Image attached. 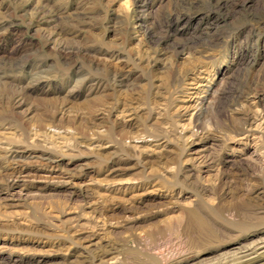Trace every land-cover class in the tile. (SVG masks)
I'll return each mask as SVG.
<instances>
[{"label": "rangeland", "instance_id": "obj_1", "mask_svg": "<svg viewBox=\"0 0 264 264\" xmlns=\"http://www.w3.org/2000/svg\"><path fill=\"white\" fill-rule=\"evenodd\" d=\"M241 230L264 0H0V264H207Z\"/></svg>", "mask_w": 264, "mask_h": 264}, {"label": "bare ground", "instance_id": "obj_2", "mask_svg": "<svg viewBox=\"0 0 264 264\" xmlns=\"http://www.w3.org/2000/svg\"><path fill=\"white\" fill-rule=\"evenodd\" d=\"M234 232L236 233L226 232V234L224 233L225 235H221V238L219 235L215 238L219 243L216 246L217 248L227 247L228 249V247H230V249H234H232L233 252L226 253V255L224 254L222 257L216 260L214 259V261L207 264H264V230L260 231L257 239L248 244H241L242 239H247L248 235L245 234L246 231L242 232L241 230ZM183 262L184 261H182V263Z\"/></svg>", "mask_w": 264, "mask_h": 264}]
</instances>
